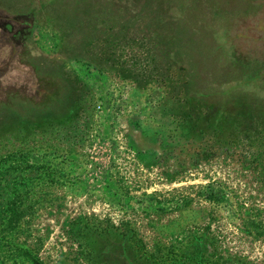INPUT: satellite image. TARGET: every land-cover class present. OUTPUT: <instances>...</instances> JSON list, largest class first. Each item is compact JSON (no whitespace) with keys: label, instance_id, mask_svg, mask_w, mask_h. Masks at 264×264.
<instances>
[{"label":"rangeland","instance_id":"obj_1","mask_svg":"<svg viewBox=\"0 0 264 264\" xmlns=\"http://www.w3.org/2000/svg\"><path fill=\"white\" fill-rule=\"evenodd\" d=\"M20 2L26 44L0 67L12 61L25 97L33 73L62 81L71 109L19 113L0 82V264H264V0ZM65 50L98 77L68 75ZM108 78L128 85L112 105L127 113L136 165L44 154L86 146Z\"/></svg>","mask_w":264,"mask_h":264},{"label":"trees","instance_id":"obj_2","mask_svg":"<svg viewBox=\"0 0 264 264\" xmlns=\"http://www.w3.org/2000/svg\"><path fill=\"white\" fill-rule=\"evenodd\" d=\"M64 52H62V54H64L63 58L65 60V62H64V66L66 68L65 71L68 72V75L70 74L72 77H74L76 79V81L78 79L85 84V82L87 83L89 78H91L90 76L92 74H93V76L98 77L100 70L95 65H93L92 63H90L88 60H85V59L76 58V57L70 58V56H73L72 51L67 52L65 50ZM70 52H71V55L69 54ZM230 56L231 57L233 56V59H234V53H231ZM241 57L243 59H246V57H244V56H241ZM242 58H241V60H242ZM242 61H244V60H242ZM244 62H247V59ZM77 66H81V67H77ZM242 69L245 70V68H242ZM251 69L252 68H250L248 70H251ZM259 70H260L259 68H255V69H252L251 71H256V74H257L259 72ZM63 74H64V76L66 75L65 77L68 76L67 73H63ZM94 74H97V75H94ZM42 78L43 77H41V79ZM91 88L92 89L95 88L94 85ZM67 93H68V88H67L66 84H64L62 81H59V82L51 81L50 82L49 80H47V78H45V79H42V84L39 86V89L37 86L36 89L33 90L32 95L25 97L24 95H22V93L20 91L19 92L17 90L8 91L5 89L3 92V94H4L3 99L5 101L4 103H9V104H10V101L13 100L14 101L13 106L16 107V110L18 109L19 113L24 112V111H28V112H26L27 115L29 116V114H31V116H32L36 112H41V115L43 116V118L50 117L49 121H51L52 119L59 118L60 111H62V110H67L68 112L70 111V109H71L70 106L67 107L65 105V99H67V100L69 99ZM187 96H188V98H191L193 96L195 99V102H197L201 98H204L200 93L197 94L194 91H189ZM187 96L185 98H187ZM0 97H2V96L0 95ZM36 97H38V98L36 99ZM33 99H36V101H38L37 107H38V109L39 108L40 109L37 111L35 109L33 110L31 108V106H29L31 103H28V102H31ZM23 103H25V104H23ZM17 106L19 108H17ZM21 114H23V113H21ZM20 117H23V116H20ZM56 120H58V119H55L54 121H56ZM86 136H85V138H87ZM83 142H72L66 148L63 147L64 145L63 146L61 145V147L60 146H58V147L54 146L51 148L46 147L47 148L46 151L45 152L43 151V152L45 154L49 150L54 151L56 153V155H58V157L56 158V161H57V159H60V160L68 162L67 160H65V158L72 155L76 159L72 158L70 160H72L73 162L77 161V163L80 162L82 164V163H85V161H83L85 159L82 157H79V154H77V152L82 149L81 147H83V144H84ZM44 147L45 146H43V149H44ZM59 151H63L67 155L65 154L66 156H62V154L59 153ZM63 177L64 176H62V175L59 176L58 180L62 179ZM12 214L13 213H11V215Z\"/></svg>","mask_w":264,"mask_h":264},{"label":"built area","instance_id":"obj_3","mask_svg":"<svg viewBox=\"0 0 264 264\" xmlns=\"http://www.w3.org/2000/svg\"><path fill=\"white\" fill-rule=\"evenodd\" d=\"M125 86L127 87L128 85L126 83L116 82L115 80H110L108 78L107 80H104V85H102L101 87L103 89L96 90L93 105V123L90 127L88 135V140L91 142V146L86 148L87 159L85 165L90 166L91 164H93V162L96 163L95 156L98 157L102 154L100 153L99 155V153L97 154V152H94L97 149L96 146L106 145L107 143L99 137V134L103 129L101 123L103 122L102 115L105 113H111L113 115V122H111V128L109 129V132H111V134L113 135L109 138L111 144H107L105 152L103 153L104 157L109 161L113 160L111 150L116 149L118 152V157L114 158V163H118L117 165L119 166H122L124 164L136 165L134 164V153L128 148L127 141L124 139L121 132H119V128L115 123L119 111L116 112L115 107H113L112 105L113 100H115V102H120V100H122L121 96L124 97L126 95V93L123 91L126 89ZM120 104L121 103H119V105Z\"/></svg>","mask_w":264,"mask_h":264},{"label":"flooded vegetation","instance_id":"obj_4","mask_svg":"<svg viewBox=\"0 0 264 264\" xmlns=\"http://www.w3.org/2000/svg\"><path fill=\"white\" fill-rule=\"evenodd\" d=\"M12 1H17V0H0V10H4L6 12L2 14L0 13V53L5 52L6 53L5 56L7 58L4 60V62L5 61L8 62V59H11V57H13L12 56L13 54L20 53V51L22 52L20 48L23 46L25 47L26 44L25 36L28 32V27H29V23L26 19L28 15L27 8L24 7L23 4H21L20 2L21 0L14 6V8H11L10 6H12L11 5ZM36 3L38 5L37 1ZM16 60L17 62L20 63V69H22V67L26 65V62L22 61V59L19 58ZM9 63L11 65L12 61ZM10 65L0 67V70L1 71L3 70L2 73L0 72V82L2 80L5 82L3 84L5 86L4 89L8 91H14V89L12 88L13 84H11V81L13 76L18 75L17 74L18 71H16L15 69L13 71L12 68H10ZM28 66L30 65L28 64ZM33 75L35 77V78L33 77L34 82L32 81L30 84L25 82L26 83L25 87L27 88L26 89L27 96L28 95L30 96V94L32 95L33 90L36 89L37 86L39 89V86L42 84V79L36 77L34 73ZM21 84L18 86H22Z\"/></svg>","mask_w":264,"mask_h":264},{"label":"crops","instance_id":"obj_5","mask_svg":"<svg viewBox=\"0 0 264 264\" xmlns=\"http://www.w3.org/2000/svg\"><path fill=\"white\" fill-rule=\"evenodd\" d=\"M126 115H127V113H126V111L125 110H120L119 112H118V114H117V119H116V121H115V123L117 124V127L119 128V132H121V134L122 135H125L124 133L126 132V128H128V125H129V123H128V121H127V119H126ZM112 117H113V115L111 114V113H105V114H103L102 115V118H104L105 120H106V124L108 123H111V122H113V119H112ZM108 135H109V137H111L113 134H111V132H109L108 131ZM110 140V139H109ZM107 143H106V145H97L96 147H97V149L99 148V149H101V150H104V149H106V146H107V144H111V142L110 141H106ZM90 141L89 142H87L86 143V146H84L83 147V150L84 149H86V148H88L89 146H91L90 145ZM128 145V144H127ZM82 148V147H81ZM128 148H129V146H128ZM130 150H134V149H132V148H129ZM82 150V149H81ZM133 153H134V151H133ZM103 154V153H102ZM101 154V156H95V161H96V163H94L93 162V164H91L92 166H94V164H95V166H98L99 165V167H101V169L102 170H104V171H106L107 170V168L109 167V165L110 164H112V162L114 163L115 162V160H114V158H113V160H111V161H109V160H107L105 157H104V154L102 155ZM86 157H85V160H83V161H85V163H86ZM110 162V163H109ZM118 164V163H117ZM73 165L74 166H77L78 165V163H77V161H74L73 162ZM81 165V164H80ZM90 165V166H91ZM84 166H86V167H88L89 165H84ZM89 166V167H90ZM91 166V167H92ZM123 166V165H122ZM74 173H76L75 171H74Z\"/></svg>","mask_w":264,"mask_h":264}]
</instances>
